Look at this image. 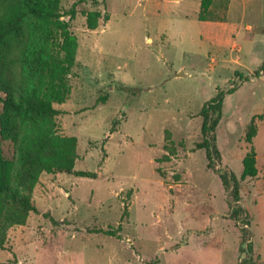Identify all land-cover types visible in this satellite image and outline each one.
Instances as JSON below:
<instances>
[{
  "label": "rangeland",
  "instance_id": "1",
  "mask_svg": "<svg viewBox=\"0 0 264 264\" xmlns=\"http://www.w3.org/2000/svg\"><path fill=\"white\" fill-rule=\"evenodd\" d=\"M201 2L62 0L78 50L55 128L77 137L75 170L96 177L42 172L38 210L8 230L0 264H264V0H217L207 20ZM219 91L209 168L200 112ZM2 147L18 166V146ZM251 148L258 175L241 179ZM230 172L238 195L220 177Z\"/></svg>",
  "mask_w": 264,
  "mask_h": 264
},
{
  "label": "trees",
  "instance_id": "2",
  "mask_svg": "<svg viewBox=\"0 0 264 264\" xmlns=\"http://www.w3.org/2000/svg\"><path fill=\"white\" fill-rule=\"evenodd\" d=\"M217 0H202L199 18L207 20ZM224 3L227 0H218ZM62 0H0V92L3 112L0 115V247L8 242V230L24 224L31 211H37L30 192L42 172H68L96 177L91 171L75 170L78 158L77 137L57 132L56 116L61 112L55 103L70 94L68 76L75 65L78 41L70 32L64 17L75 9L64 11ZM100 10L86 12L87 27L96 29L102 18ZM107 17V14L105 15ZM264 70V67L261 71ZM261 71L257 72V76ZM224 91L206 101L203 117L204 139L197 148L207 153L208 167L221 159L216 144V130L223 115ZM107 100V95L101 96ZM257 124L252 122L246 140L253 142ZM11 140L19 148V165L7 158L2 144ZM164 157L175 154L174 140L167 138ZM258 175L257 153L251 148L243 157L241 179ZM226 188L232 183L238 195L240 182L234 173H221ZM18 211V214L15 213ZM114 235L115 229H99Z\"/></svg>",
  "mask_w": 264,
  "mask_h": 264
}]
</instances>
